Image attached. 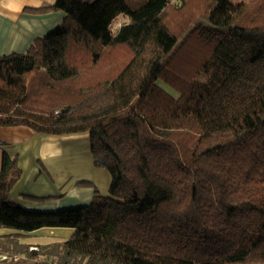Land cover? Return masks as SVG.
I'll list each match as a JSON object with an SVG mask.
<instances>
[{
  "label": "trees",
  "instance_id": "1",
  "mask_svg": "<svg viewBox=\"0 0 264 264\" xmlns=\"http://www.w3.org/2000/svg\"><path fill=\"white\" fill-rule=\"evenodd\" d=\"M53 10L61 25L0 56V125L87 133L111 184L79 182L94 187L86 205L31 210L10 197L22 169L5 151L0 228H73L48 248L60 264H264V0L35 11Z\"/></svg>",
  "mask_w": 264,
  "mask_h": 264
},
{
  "label": "crops",
  "instance_id": "2",
  "mask_svg": "<svg viewBox=\"0 0 264 264\" xmlns=\"http://www.w3.org/2000/svg\"><path fill=\"white\" fill-rule=\"evenodd\" d=\"M55 1L0 0V56L25 52L36 37L61 25L66 16L63 10L35 11ZM5 151L18 155L22 169L10 197L28 209L55 211L89 204L94 187L81 181L92 182L103 195L109 192L111 174L94 166L87 133L46 135L25 125H0V170ZM73 232V228H64L59 234L71 236Z\"/></svg>",
  "mask_w": 264,
  "mask_h": 264
},
{
  "label": "rangeland",
  "instance_id": "3",
  "mask_svg": "<svg viewBox=\"0 0 264 264\" xmlns=\"http://www.w3.org/2000/svg\"><path fill=\"white\" fill-rule=\"evenodd\" d=\"M231 1L237 4L247 2L248 0ZM124 21L126 22V20H121L118 26H120ZM165 88L171 94L176 93L171 87L167 85H165ZM60 228L61 227H46L32 232H18L15 229L8 227L1 228L0 252L11 255H19L20 257L22 256L21 260L27 264H60L57 262V257L54 254L48 252V248L50 246L56 243H61L70 237V234H59V232H62L64 229ZM20 249L23 251L26 249V251L23 252Z\"/></svg>",
  "mask_w": 264,
  "mask_h": 264
},
{
  "label": "built area",
  "instance_id": "4",
  "mask_svg": "<svg viewBox=\"0 0 264 264\" xmlns=\"http://www.w3.org/2000/svg\"><path fill=\"white\" fill-rule=\"evenodd\" d=\"M21 257L19 255L0 252V264H27L21 260Z\"/></svg>",
  "mask_w": 264,
  "mask_h": 264
}]
</instances>
